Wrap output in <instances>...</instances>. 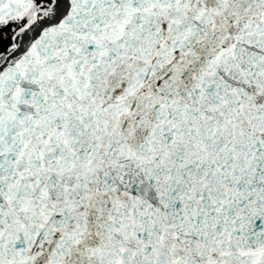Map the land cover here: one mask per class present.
Instances as JSON below:
<instances>
[{"label": "snow or ice", "instance_id": "6c2138e0", "mask_svg": "<svg viewBox=\"0 0 264 264\" xmlns=\"http://www.w3.org/2000/svg\"><path fill=\"white\" fill-rule=\"evenodd\" d=\"M0 264H264V0H0Z\"/></svg>", "mask_w": 264, "mask_h": 264}]
</instances>
